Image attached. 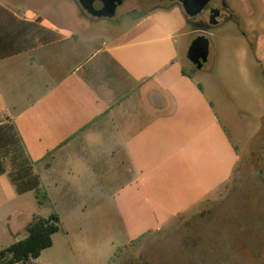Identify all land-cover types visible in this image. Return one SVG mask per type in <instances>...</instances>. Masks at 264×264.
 Here are the masks:
<instances>
[{
  "label": "rangeland",
  "instance_id": "rangeland-1",
  "mask_svg": "<svg viewBox=\"0 0 264 264\" xmlns=\"http://www.w3.org/2000/svg\"><path fill=\"white\" fill-rule=\"evenodd\" d=\"M223 1L222 11L230 17H220L216 27L209 25V11L191 19L179 3L168 0H123L113 18L100 19L119 32L148 15L180 25L178 60L203 90L215 116L203 133L207 139L199 141L197 175L172 172L168 180L145 189L146 200L137 184L122 188L124 167H95L96 184L83 189L56 187L49 171L33 167L48 198L43 204L34 191L18 195L3 175L0 251L25 238L34 218L56 213L59 230L52 245L37 259L18 264L264 262V0ZM0 2L18 13L51 5L66 13V25L77 32L94 19L86 14L87 21L81 20L77 0ZM210 7L221 5L212 0ZM201 35L209 39L210 50L207 62L196 69L187 51Z\"/></svg>",
  "mask_w": 264,
  "mask_h": 264
},
{
  "label": "crops",
  "instance_id": "crops-1",
  "mask_svg": "<svg viewBox=\"0 0 264 264\" xmlns=\"http://www.w3.org/2000/svg\"><path fill=\"white\" fill-rule=\"evenodd\" d=\"M149 17L121 32L94 18L77 32L51 5L18 13L0 2V178L43 167L56 187L83 189L95 167H124L122 188L137 184L147 200L172 172L197 175L213 108L178 60V22Z\"/></svg>",
  "mask_w": 264,
  "mask_h": 264
},
{
  "label": "trees",
  "instance_id": "trees-1",
  "mask_svg": "<svg viewBox=\"0 0 264 264\" xmlns=\"http://www.w3.org/2000/svg\"><path fill=\"white\" fill-rule=\"evenodd\" d=\"M184 73L186 72L184 71ZM12 147H14L13 143ZM14 151L16 152V149ZM13 158L18 159L17 152L14 153ZM4 172V159L0 156V175ZM9 175L18 193L33 190L39 204H43L48 199L41 192L39 176L33 171V167H19L17 170L10 172ZM58 230L59 216L56 213H51L46 218H34L26 226L28 234L25 238L18 240L6 249L0 251V264H18L28 261L31 258L37 259L43 249L52 245V235Z\"/></svg>",
  "mask_w": 264,
  "mask_h": 264
},
{
  "label": "water",
  "instance_id": "water-1",
  "mask_svg": "<svg viewBox=\"0 0 264 264\" xmlns=\"http://www.w3.org/2000/svg\"><path fill=\"white\" fill-rule=\"evenodd\" d=\"M178 2L185 15L191 19L199 16L204 7L211 0H169ZM81 9L89 16L98 19H111L115 16L117 7L121 6L123 0H77ZM219 9L210 12L209 25L218 24ZM210 50L209 39L204 36H198L193 40L187 51L188 60L196 69H201L208 60Z\"/></svg>",
  "mask_w": 264,
  "mask_h": 264
},
{
  "label": "flooded vegetation",
  "instance_id": "flooded-vegetation-1",
  "mask_svg": "<svg viewBox=\"0 0 264 264\" xmlns=\"http://www.w3.org/2000/svg\"><path fill=\"white\" fill-rule=\"evenodd\" d=\"M168 1H169V0H168ZM211 1H212V0H211ZM211 1H210V2L204 7L202 13H203L204 11L207 10V11H209V17H210V12H211L212 10H214V9H219L220 14H219V16H218V18H217V20H218V24L215 25V26H211V25H210V27H216V26H218L219 23H220V17H222V19H224V20H228L229 17H230V15H229V14H225V13H223V11H222V8L224 9L225 6H226V4H225V2H224L223 0H218V2H219L220 5H221V8H218V7L211 8V7H210ZM169 2H171V1H169ZM171 3H178V2L173 1V2H171ZM179 5H180V4H179ZM119 7H120V6H119ZM180 7H181V5H180ZM117 8H118V7H117ZM181 8H182V7H181ZM202 13H201V14H202ZM191 24H192L193 26H199V24H198V23H195L194 21H191ZM143 264H146V263H143ZM258 264H264V262L260 261Z\"/></svg>",
  "mask_w": 264,
  "mask_h": 264
}]
</instances>
